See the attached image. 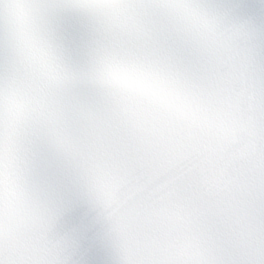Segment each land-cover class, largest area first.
<instances>
[{"label": "snow or ice", "instance_id": "6c2138e0", "mask_svg": "<svg viewBox=\"0 0 264 264\" xmlns=\"http://www.w3.org/2000/svg\"><path fill=\"white\" fill-rule=\"evenodd\" d=\"M0 264H264V0H0Z\"/></svg>", "mask_w": 264, "mask_h": 264}]
</instances>
